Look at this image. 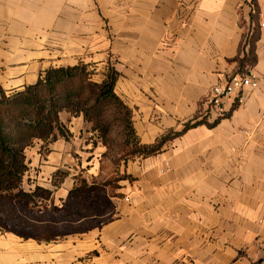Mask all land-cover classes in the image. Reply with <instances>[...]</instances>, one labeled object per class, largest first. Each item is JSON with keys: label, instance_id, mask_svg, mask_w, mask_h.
Returning a JSON list of instances; mask_svg holds the SVG:
<instances>
[{"label": "crops", "instance_id": "0c3cea01", "mask_svg": "<svg viewBox=\"0 0 264 264\" xmlns=\"http://www.w3.org/2000/svg\"><path fill=\"white\" fill-rule=\"evenodd\" d=\"M263 17L264 0H0L5 92L78 62L94 65L99 82L109 64L139 144L189 124L159 152L116 163L109 189L94 162L105 148L82 115L61 110L66 140L48 143L47 156L25 150L22 186L51 191L41 212L83 180L96 187L87 200L73 196L67 212L50 214L94 208L98 194L111 215L61 237L0 229V264H264ZM250 46L254 62L241 68ZM247 71L258 81L243 103L224 98L219 118L204 110L210 87Z\"/></svg>", "mask_w": 264, "mask_h": 264}, {"label": "trees", "instance_id": "16d2710c", "mask_svg": "<svg viewBox=\"0 0 264 264\" xmlns=\"http://www.w3.org/2000/svg\"><path fill=\"white\" fill-rule=\"evenodd\" d=\"M254 56L252 47L247 55L238 61L242 68L252 65ZM94 65L78 62L71 66L50 67L39 74L37 80L8 94L0 88V199L20 204L29 211L44 207V201L49 198L50 190L33 186L26 190L22 186L25 164V149L34 141L40 142L41 148L58 137L67 138V132L59 121V112L65 110L73 116L82 115L90 123V130L100 144L105 143L117 125L121 126L124 135L122 145L130 146L128 156H148L160 151L167 140L178 136L180 132L160 137L151 145L139 144L131 125L130 109L115 95L113 85L118 76L117 71L107 65L101 81L92 79ZM62 173H56L52 180L53 186H58ZM94 186H86L82 181L75 189L68 192L66 200L59 210L68 211V201L73 197L83 200L94 190ZM2 210H0L1 212ZM12 215L7 221L14 222ZM0 216V229L7 230ZM14 226H17L16 224ZM20 234V232L9 229Z\"/></svg>", "mask_w": 264, "mask_h": 264}, {"label": "rangeland", "instance_id": "374dc122", "mask_svg": "<svg viewBox=\"0 0 264 264\" xmlns=\"http://www.w3.org/2000/svg\"><path fill=\"white\" fill-rule=\"evenodd\" d=\"M5 93L8 94L9 92L8 93L5 92ZM94 134L95 136L97 135L96 132ZM124 138L125 137L121 132V126L116 125L112 130L110 138L105 143L106 145H103V147L105 148L104 156L106 158H104V160L100 158L97 159L98 161L96 159L94 160L95 164L98 163L97 169L101 171L100 176L96 179V181H98L97 183H102L104 181H107L110 183L106 185V187L109 189L115 185V179L119 175V172L116 170L115 164L118 163L120 160L127 158L128 154H130L131 153L130 151L132 150L130 146V142L128 143L129 145L126 147L122 145V141ZM39 143L40 142L38 141H34L31 146L27 147L26 148L27 154L31 152L32 155L34 154L37 156L40 155L41 157L43 156L42 154L45 153V155L47 156L51 151L50 149H48V143H47V148L42 150L43 152H40L41 150H38L40 149ZM79 162L80 161H78V165ZM91 162L92 161H90V163ZM84 163L85 162L82 161V164ZM84 166H86V164H84ZM62 167L63 168L67 167V164H63ZM73 168L70 169L72 170ZM78 177L79 176H77L76 178ZM94 198H95L94 200L97 199L94 208H90V209L82 208L80 209L79 214L71 215L70 217H68L66 213L50 214L51 212H54L55 209L54 207L42 208L41 212L29 211L27 209L21 208L22 206L20 204H16L14 202L5 199H0V210H2L0 212V216L4 217L3 222L6 223L8 227L7 230L12 229L22 234L38 236L43 238L57 237V236L61 237L63 234H66L68 232L84 229L86 227H89L91 225H94L96 223H99L100 221L109 218V216L111 215L109 206L105 204L104 200H99L100 198L98 194L97 196H94ZM8 215H12L13 217H15L14 222L5 220L7 219ZM93 215L96 217H92ZM84 216L85 217L88 216V218L84 219L83 222L69 223V220H74V218L76 217L81 218ZM89 216H91L92 218H90ZM15 224L17 226H14Z\"/></svg>", "mask_w": 264, "mask_h": 264}, {"label": "built area", "instance_id": "2783aa9c", "mask_svg": "<svg viewBox=\"0 0 264 264\" xmlns=\"http://www.w3.org/2000/svg\"><path fill=\"white\" fill-rule=\"evenodd\" d=\"M261 26H264V17L262 18ZM257 81V77L250 71L231 74L223 81L210 87L201 105L206 112L212 111L216 118L222 117L225 112L222 106V100L229 98L233 103H243V90L254 88L257 85Z\"/></svg>", "mask_w": 264, "mask_h": 264}]
</instances>
